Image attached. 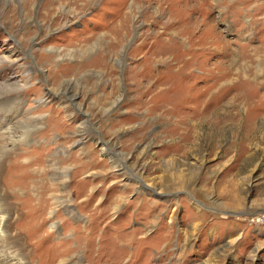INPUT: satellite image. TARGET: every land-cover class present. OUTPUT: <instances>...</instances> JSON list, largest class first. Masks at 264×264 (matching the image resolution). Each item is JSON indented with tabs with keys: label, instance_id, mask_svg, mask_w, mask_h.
<instances>
[{
	"label": "rangeland",
	"instance_id": "374dc122",
	"mask_svg": "<svg viewBox=\"0 0 264 264\" xmlns=\"http://www.w3.org/2000/svg\"><path fill=\"white\" fill-rule=\"evenodd\" d=\"M202 1L0 0V91L21 88L0 128L37 122L3 157L0 131L21 264H264V0H207L222 41L178 29ZM219 74L239 107L186 126L187 108H156L165 86L182 100Z\"/></svg>",
	"mask_w": 264,
	"mask_h": 264
},
{
	"label": "bare ground",
	"instance_id": "6f19581e",
	"mask_svg": "<svg viewBox=\"0 0 264 264\" xmlns=\"http://www.w3.org/2000/svg\"><path fill=\"white\" fill-rule=\"evenodd\" d=\"M188 1V0H187ZM181 2V1H180ZM202 6L200 7V9L202 10V13H198V11H194V8L196 6H192L190 8V10L187 12V17H189V20H187L182 26H180L178 29L180 31H196V30H200V35L202 36L204 33L209 32L210 37L213 34L214 37L217 41H222V36L221 35H217L215 34V31L217 30L215 28V25L211 24V22H206L204 21V15L209 11L210 7H211V3L208 2L207 0H203L202 1ZM223 3V2H222ZM221 4V3H220ZM260 4V3H259ZM182 5V4H181ZM222 5V4H221ZM220 6V5H219ZM262 6V5H261ZM261 6H257L256 9L261 12L262 7ZM254 7V6H253ZM222 15H219L218 18L221 19ZM173 17V16H172ZM198 19H200L201 21H198ZM214 20V19H213ZM212 21V20H211ZM168 23V21H167ZM175 23V22H174ZM242 23V22H241ZM250 23V22H249ZM235 24V23H234ZM233 24V25H234ZM170 25H173V22H171ZM252 25V23H251ZM250 25V26H251ZM176 26V25H175ZM167 27V26H166ZM172 27V26H171ZM199 27H203L202 29ZM173 28V27H172ZM242 25H240V22H238L236 20V24H235V28H232V23H226L225 25V30L226 31H231L232 29H241ZM247 28V27H246ZM168 29V28H167ZM177 30V28H176ZM242 30V29H241ZM164 32V31H163ZM173 32V31H171ZM162 33V32H161ZM220 33V32H219ZM177 34V31H176ZM175 34V35H176ZM221 34V33H220ZM186 35V34H185ZM159 36V35H158ZM183 38V37H182ZM206 41H208L207 39H205ZM224 40V39H223ZM264 40V37L263 39ZM183 43V42H182ZM226 43V44H224ZM223 44V49H227V45H229V42L226 41ZM181 44V43H180ZM219 46V45H218ZM195 48V47H194ZM204 48V47H203ZM210 48V47H209ZM188 49V48H187ZM222 49V50H223ZM243 50V49H242ZM209 51V50H208ZM165 49L163 50V52H161V55H164L165 53ZM253 52V51H252ZM263 54V53H262ZM186 62V61H185ZM184 68V67H182ZM175 69V68H174ZM212 74V68H205L203 75L202 76H208V75ZM224 75V74H223ZM253 75V74H252ZM225 76V75H224ZM219 75H215V79L213 80L214 82H212L211 84H208L206 86H204V88H200L195 90V92H188L187 96H184L182 100H175L173 97V94L175 91H178V84L177 85H170L169 87L165 86V88H163L162 91H160L159 97L157 98L156 103V108H158V110H161L159 113L160 114H165L168 113L169 111L175 112L179 111L178 113H180V111L182 109L187 108L188 110H190V114L185 116L183 119L184 125H188L186 123H188L187 118L189 116L192 117H197V121L201 120L203 118H205V116L211 115L212 113H218L219 111H225V109L227 108V105L229 104L230 106H234V107H239V103L240 102H230V100H225V95L226 93L231 90L232 86L229 87H219L220 84V80L222 78H224ZM246 75H244L245 77ZM255 76V75H254ZM253 76V77H254ZM252 77V76H251ZM252 77V78H253ZM247 78V77H246ZM247 82V81H244ZM242 86V85H241ZM188 89V88H186ZM219 89V90H217ZM21 91V88H9L8 85L4 88H2V90L0 91V97L5 96L6 94H14V93H19ZM240 92V89L235 87V93ZM236 96H238L237 94H234ZM261 97V96H260ZM263 97V96H262ZM235 98V97H234ZM258 99V98H257ZM241 100V99H240ZM12 103V102H11ZM14 104H17L16 102L13 101ZM160 103V104H159ZM262 103V102H261ZM5 104V103H4ZM159 104V105H158ZM231 106V107H232ZM254 107V106H253ZM258 107V106H257ZM260 107V106H259ZM0 108H3L2 106H0ZM230 108V107H229ZM12 110V109H11ZM225 113V112H223ZM182 118V117H181ZM32 119H28V121L26 122V124H22L19 127L16 126H5L4 128H0V131L2 132V138H3V146H2V157L3 156H7V148H5V145L8 147V150H15L17 145H19L20 143H23V140L26 138V136L29 133H32L34 131V129L36 128V123L35 122V118L34 120ZM35 122V123H34ZM186 122V123H185ZM196 123V122H195ZM82 125V124H81ZM38 126V124H37ZM178 126V125H177ZM195 126V125H194ZM193 126V127H194ZM249 126V125H248ZM25 128V130H23ZM192 129V128H191ZM112 157V156H111ZM115 158V157H114ZM4 161V159H2ZM115 162V161H114ZM117 162V161H116ZM1 166V165H0ZM34 177V176H33ZM36 177V176H35ZM56 177L61 179V185H64V183H66L67 181V174L66 171H62L60 173V175H56ZM63 189V187H61ZM60 188V189H61ZM39 195H35L38 196L37 200L40 201ZM65 195V194H64ZM35 200V199H34ZM64 203V201H60L57 199V197L52 196V204H55V207H64V209L71 213L72 210L69 209L70 206V200L68 199L67 202H65L66 204H64L62 206V204ZM68 203V204H67ZM9 207L5 208L3 205L0 204V264H21L19 262V258L17 257V254L14 252V250L11 248L12 246H10L9 244H5V240L7 239L5 237V233L2 230V226L4 224H6L7 222H9V219H11L12 215L11 213L8 211ZM40 208L38 207V210ZM25 213V212H24ZM72 214V213H71ZM24 215V214H23ZM23 221L20 219H16L12 225H17V226H22L23 225ZM16 226V227H17Z\"/></svg>",
	"mask_w": 264,
	"mask_h": 264
}]
</instances>
